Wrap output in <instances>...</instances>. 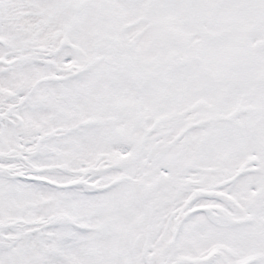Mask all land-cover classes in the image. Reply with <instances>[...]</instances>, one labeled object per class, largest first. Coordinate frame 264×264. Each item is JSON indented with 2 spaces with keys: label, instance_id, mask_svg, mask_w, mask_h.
Returning <instances> with one entry per match:
<instances>
[{
  "label": "snow or ice",
  "instance_id": "1",
  "mask_svg": "<svg viewBox=\"0 0 264 264\" xmlns=\"http://www.w3.org/2000/svg\"><path fill=\"white\" fill-rule=\"evenodd\" d=\"M0 264H264V0H0Z\"/></svg>",
  "mask_w": 264,
  "mask_h": 264
}]
</instances>
